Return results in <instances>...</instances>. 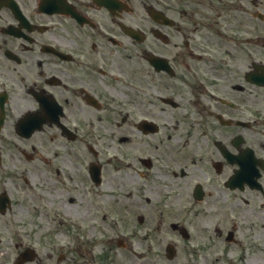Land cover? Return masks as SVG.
I'll return each instance as SVG.
<instances>
[{
    "label": "flooded vegetation",
    "instance_id": "obj_1",
    "mask_svg": "<svg viewBox=\"0 0 264 264\" xmlns=\"http://www.w3.org/2000/svg\"><path fill=\"white\" fill-rule=\"evenodd\" d=\"M256 207L264 0H0V264H178Z\"/></svg>",
    "mask_w": 264,
    "mask_h": 264
},
{
    "label": "rangeland",
    "instance_id": "obj_2",
    "mask_svg": "<svg viewBox=\"0 0 264 264\" xmlns=\"http://www.w3.org/2000/svg\"><path fill=\"white\" fill-rule=\"evenodd\" d=\"M252 220H254V219H252ZM258 221H259V223H261L260 218H258ZM237 223H238V225H241L239 220L237 221ZM229 228H231V225L229 226ZM246 235H247V233H246ZM207 236L210 239V241H209L210 245L214 246V247L211 251H209L206 254L209 261L207 260V263H204V264H211L210 263L211 260H213L215 257H218V261H216L214 264H253L252 260L255 256L257 259V264H264V252L263 251H262V253H255L254 255H252V253H251L250 254L251 258H249V257H247L248 253L246 251H244V249L242 247L236 248L234 250V252H235L234 255L236 256V258H235L236 260L230 261V260H228V258H224V254L222 252V246H223L224 242L217 239V237L213 233L209 232V233H207ZM244 239H246L248 241H245ZM239 240L240 241L243 240V241L247 242V244L243 242V244H246L245 247H248V245L249 246L250 245H252V246L256 245V243H253V241H255V240H252V239L240 237ZM204 241H206V239ZM215 253H217V254H215ZM239 255H241V256L246 255V257H247V258H245L246 261L242 262V260H243L242 257H240L238 259Z\"/></svg>",
    "mask_w": 264,
    "mask_h": 264
}]
</instances>
